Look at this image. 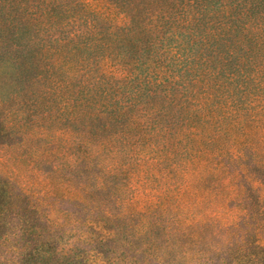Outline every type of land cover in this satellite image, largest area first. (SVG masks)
<instances>
[{
  "label": "trees",
  "instance_id": "1",
  "mask_svg": "<svg viewBox=\"0 0 264 264\" xmlns=\"http://www.w3.org/2000/svg\"><path fill=\"white\" fill-rule=\"evenodd\" d=\"M27 32L39 70L17 108L0 97V134L34 115L31 149L69 176L0 173V238L41 236L25 215L54 225V195L87 226L194 220L239 242L234 264H264V0H0V47Z\"/></svg>",
  "mask_w": 264,
  "mask_h": 264
},
{
  "label": "rangeland",
  "instance_id": "2",
  "mask_svg": "<svg viewBox=\"0 0 264 264\" xmlns=\"http://www.w3.org/2000/svg\"><path fill=\"white\" fill-rule=\"evenodd\" d=\"M24 36L22 40L12 39L11 51L0 47V97H17L15 105L11 102L15 108L21 100L28 99L30 79L39 70V67L36 71L28 67V61L39 51L38 46L27 43L35 35L27 32ZM21 42L25 45L20 46ZM26 118L14 129L0 134V173L23 180L30 187L56 179L57 183L61 175L69 176L68 170L60 169L64 158L58 153L46 160L42 156L38 158L39 152L35 154L31 149L42 147L43 139L34 131L36 127L31 121L35 120L34 115L28 114ZM56 125L59 127L60 123L55 121L50 126ZM39 197L45 212H53L54 225L27 211L26 228L42 235L20 233L21 224L16 223L8 229L7 239L0 238V264H234L239 242H234V247L225 245L221 235L206 236L197 221H175L166 216L143 223L139 217H133L128 221L110 220L87 226L83 222L86 216L83 211L80 219H67L59 210L61 206L69 208L67 203L60 205L54 195ZM0 201H6L2 193ZM205 207L198 205L195 209ZM84 231L87 239L81 236Z\"/></svg>",
  "mask_w": 264,
  "mask_h": 264
}]
</instances>
